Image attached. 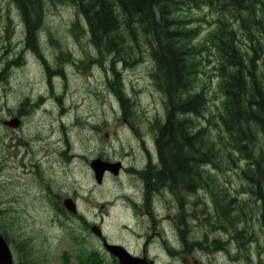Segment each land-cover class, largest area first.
<instances>
[{"label": "rangeland", "instance_id": "rangeland-1", "mask_svg": "<svg viewBox=\"0 0 264 264\" xmlns=\"http://www.w3.org/2000/svg\"><path fill=\"white\" fill-rule=\"evenodd\" d=\"M261 1L253 3L257 28L242 23L234 12L231 23L264 81V17L257 11ZM188 5L174 9L173 16L188 32L187 44L195 48L189 58L188 94L200 93L204 103L197 115L187 117L193 129L221 146L224 129L211 116L223 111L224 95L210 37L221 13L232 17L218 6ZM35 23L31 47L14 0H0V233L14 264H99L101 257L107 263L111 258L105 252L95 254L103 249L93 225L156 264H264V226L257 213L245 226L250 236L235 238L233 229L240 223L222 229L220 211L228 191L256 208L238 174L245 165L238 153L233 164L224 160L218 167H203L204 188L191 193H154L136 186L130 167L140 165L147 149L154 151L153 125L164 120L168 104L153 78L145 43L132 42V57L112 67V55L93 45L72 0H45ZM14 117L19 125L5 124ZM225 144L223 150L233 151ZM260 145L264 152V141ZM95 157L121 161L124 169L118 178L105 176L97 185L88 166ZM68 197L76 214H59ZM138 199L148 201L158 216L152 217L144 203L126 210L124 204ZM221 237L222 247L217 242Z\"/></svg>", "mask_w": 264, "mask_h": 264}, {"label": "trees", "instance_id": "trees-1", "mask_svg": "<svg viewBox=\"0 0 264 264\" xmlns=\"http://www.w3.org/2000/svg\"><path fill=\"white\" fill-rule=\"evenodd\" d=\"M72 1L84 17L93 45L99 51L105 50L112 55V67L115 61L125 62L131 58L130 44L139 40L145 43L146 51L153 60V78L166 95L168 104L164 120L157 124L159 165L150 166L146 173L141 174L146 184L151 182V187L156 188L157 184L171 192L181 189L187 192L199 190L205 183L203 167H218L224 160L233 164V154L238 153L245 164V167H240L238 174L246 181L250 203L256 205V208L252 209L249 202H240L237 197L229 196L228 191V196H223L220 211L222 229H225L226 224L232 226L240 223L237 229H233L235 238L250 236L252 233L245 226L250 225L254 213H257L258 222L264 226V152L260 149V142L264 141V81L259 72L255 71V61L247 56L237 42L235 28L231 23L234 12L242 23H254L257 28L260 24L254 11L255 0ZM14 2L26 26L25 42L34 47L35 22L45 0ZM200 3L218 6L232 17L228 20L221 13L218 26L210 37L219 57V76L224 95L223 111L211 116L214 122L219 120L224 129L221 146L206 140L202 130L193 129L187 117L190 113H199L204 99L200 93L188 94L189 58L195 48L187 44L188 32L174 18L173 10L180 8V5L197 6ZM257 4V11L264 17V0ZM246 25L249 29L251 24ZM73 27H77V24ZM119 100L125 102L121 97ZM225 143L233 151L228 148L223 150ZM235 168L239 166L235 164ZM233 206L237 209L231 215L229 210ZM59 211L64 212L61 206Z\"/></svg>", "mask_w": 264, "mask_h": 264}, {"label": "water", "instance_id": "water-1", "mask_svg": "<svg viewBox=\"0 0 264 264\" xmlns=\"http://www.w3.org/2000/svg\"><path fill=\"white\" fill-rule=\"evenodd\" d=\"M5 124L10 126H17L18 122L17 120H12L5 122ZM90 167L95 174V178L97 182H100L102 178V174L105 170H109L116 175L118 169L120 168V164L108 163V162H103L100 159H95L91 161ZM63 205L69 212L75 213V206L70 198L64 199ZM92 231L97 235H100L99 230L96 227H92ZM105 247L115 257L118 258L120 264H153L152 262H146L145 259L132 257L120 246L105 244ZM12 262H13L12 253L5 240L0 236V264H12Z\"/></svg>", "mask_w": 264, "mask_h": 264}, {"label": "flooded vegetation", "instance_id": "flooded-vegetation-1", "mask_svg": "<svg viewBox=\"0 0 264 264\" xmlns=\"http://www.w3.org/2000/svg\"><path fill=\"white\" fill-rule=\"evenodd\" d=\"M142 157V160H141V162H140V167L139 166H134V168L133 167H130V170H131V172H138V170H141L142 168L144 169L145 168V166H146V164H145V166L143 165L144 164V162H147V160L149 159V157L147 156L146 158H145V160H144V157L143 156H141ZM136 157H134V159H135ZM149 163V162H148ZM144 166V167H143ZM139 167V168H138ZM123 169H124V167H123ZM143 200V199H142ZM115 260L113 259L112 260V262H114Z\"/></svg>", "mask_w": 264, "mask_h": 264}, {"label": "bare ground", "instance_id": "bare-ground-1", "mask_svg": "<svg viewBox=\"0 0 264 264\" xmlns=\"http://www.w3.org/2000/svg\"><path fill=\"white\" fill-rule=\"evenodd\" d=\"M164 68V67H163ZM261 78V77H260ZM178 84V83H177ZM184 92V91H183ZM173 93V92H172ZM182 93V92H181ZM186 100V99H185ZM131 102V101H130ZM163 110V109H162ZM206 139V138H205ZM209 145V144H208ZM260 150V149H259ZM187 154V153H186ZM254 154V153H253ZM105 155V154H104ZM174 157V156H173ZM131 160V159H130ZM189 162V161H188ZM190 164V163H189ZM189 169V168H188ZM170 173V172H169ZM170 175V174H169ZM160 176V175H159ZM203 177V176H202ZM183 190V189H182ZM139 193V192H138ZM213 194V193H212ZM138 195V194H137ZM220 197V196H219ZM178 211V210H176ZM234 211V210H233ZM238 211V210H237ZM218 237V236H217ZM179 241V240H178ZM180 243V242H179Z\"/></svg>", "mask_w": 264, "mask_h": 264}]
</instances>
